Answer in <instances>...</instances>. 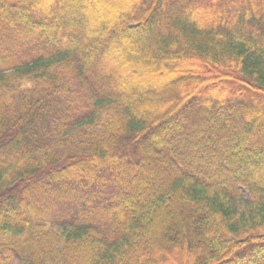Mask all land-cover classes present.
Listing matches in <instances>:
<instances>
[{
    "label": "trees",
    "instance_id": "trees-1",
    "mask_svg": "<svg viewBox=\"0 0 264 264\" xmlns=\"http://www.w3.org/2000/svg\"><path fill=\"white\" fill-rule=\"evenodd\" d=\"M0 264H264V0H0Z\"/></svg>",
    "mask_w": 264,
    "mask_h": 264
},
{
    "label": "rangeland",
    "instance_id": "rangeland-1",
    "mask_svg": "<svg viewBox=\"0 0 264 264\" xmlns=\"http://www.w3.org/2000/svg\"><path fill=\"white\" fill-rule=\"evenodd\" d=\"M103 5H105V3ZM150 80H152V79H150ZM153 80L156 81V79H153Z\"/></svg>",
    "mask_w": 264,
    "mask_h": 264
}]
</instances>
